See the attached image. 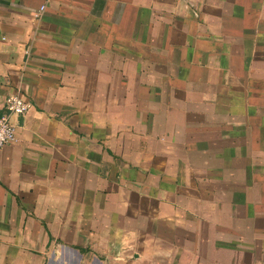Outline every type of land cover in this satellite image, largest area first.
<instances>
[{
	"label": "crops",
	"instance_id": "1",
	"mask_svg": "<svg viewBox=\"0 0 264 264\" xmlns=\"http://www.w3.org/2000/svg\"><path fill=\"white\" fill-rule=\"evenodd\" d=\"M14 92L0 264H264V0H0Z\"/></svg>",
	"mask_w": 264,
	"mask_h": 264
},
{
	"label": "built area",
	"instance_id": "2",
	"mask_svg": "<svg viewBox=\"0 0 264 264\" xmlns=\"http://www.w3.org/2000/svg\"><path fill=\"white\" fill-rule=\"evenodd\" d=\"M44 6H41L42 10ZM29 103L20 92L6 96L3 112L0 113V147L15 140V126L11 122V115L23 114L29 108Z\"/></svg>",
	"mask_w": 264,
	"mask_h": 264
}]
</instances>
